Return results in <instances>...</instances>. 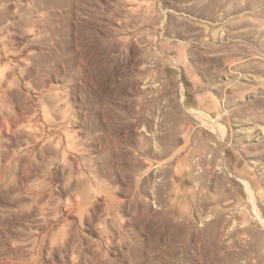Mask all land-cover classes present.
Masks as SVG:
<instances>
[{
  "label": "rangeland",
  "instance_id": "374dc122",
  "mask_svg": "<svg viewBox=\"0 0 264 264\" xmlns=\"http://www.w3.org/2000/svg\"><path fill=\"white\" fill-rule=\"evenodd\" d=\"M0 264H264V0H0Z\"/></svg>",
  "mask_w": 264,
  "mask_h": 264
},
{
  "label": "bare ground",
  "instance_id": "6f19581e",
  "mask_svg": "<svg viewBox=\"0 0 264 264\" xmlns=\"http://www.w3.org/2000/svg\"><path fill=\"white\" fill-rule=\"evenodd\" d=\"M219 4H220V3H219ZM188 6H189V5H188ZM186 7H187V6H186ZM190 8H191V6H190ZM190 8H189V10H190ZM194 8H195V7H194ZM197 8L199 9V7H197ZM195 10H197V9H194V11H195ZM192 11H193V10H192Z\"/></svg>",
  "mask_w": 264,
  "mask_h": 264
}]
</instances>
